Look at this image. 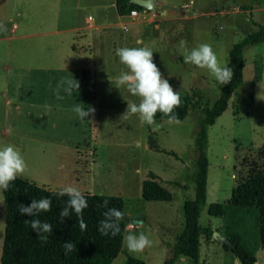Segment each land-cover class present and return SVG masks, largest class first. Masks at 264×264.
Wrapping results in <instances>:
<instances>
[{
  "label": "rangeland",
  "instance_id": "rangeland-1",
  "mask_svg": "<svg viewBox=\"0 0 264 264\" xmlns=\"http://www.w3.org/2000/svg\"><path fill=\"white\" fill-rule=\"evenodd\" d=\"M58 1L61 7L76 6L78 3L83 7H93V0ZM36 2L29 0L26 3L35 5ZM100 2L104 3L105 0ZM156 2V9L144 15L132 17L129 13H121L122 25L108 29L111 33H104L100 37L97 35L93 39L95 49L92 54L84 53L81 57L74 54L71 58L64 56L59 59V64H75L74 71H61L58 76L45 72L38 78L28 74L24 77V83H21L20 71L12 69L8 73L0 69V116L4 115L5 110L9 112L11 133L18 135L7 141L0 140V148L13 145L20 151L27 164L23 174L45 176L48 173L51 180L63 185L46 187L50 190L73 186L80 191L85 190L81 191L82 193L89 191L122 196L125 200L126 216L134 222L140 221L138 224L135 222L136 226L133 228L132 222L126 219L125 236L143 232L152 241L151 247L140 254L130 253L124 241L122 252L112 264H125L130 255L144 259L147 264H163L172 254V247L184 228V202L195 197L192 175L196 171L195 163L198 158V125L204 116V109L216 102L225 85H219L207 70L186 64L181 42L183 41L189 50L202 43L211 45L220 65L228 66L233 45L264 24V0ZM17 6L18 2L13 1V4L4 7L6 11L0 10L1 16L6 14L8 18L11 15L14 17V21L7 22L9 30L1 35H21L28 31H39L40 29L33 27L25 28L16 14ZM89 14L96 16L94 8L81 11L80 21ZM14 22L21 24L16 33L10 30ZM56 29L49 26L41 29L50 33L42 36L48 40L36 50V46L24 45V41L20 40L0 43V55H9L11 63L19 67L28 64H51L49 57H28L30 52L47 54L50 52V41L63 42L72 36L67 27L62 26L58 28L62 31L54 32ZM32 47L34 50H31ZM123 47L150 49L154 63L174 91L194 95L196 106L183 120H179V123H169L168 118L155 119L157 127L142 124L137 116L128 120L122 118L127 109V101L138 103V98L133 97L126 88L116 87V77L126 71L116 55V49ZM245 58L243 85L232 95L227 110L208 130V195L200 223L223 235L232 228L251 230V244L247 242L251 251H248L257 257L258 264H264V245L260 231L257 233L255 217L258 208L233 206L229 203L233 188L240 180L250 175L253 167L264 169V99L257 98L258 94H264V89L258 86L260 80H264V42L249 46ZM77 66L82 69L77 70ZM3 75L10 76L12 84L15 81L22 84L16 92L20 94L21 102L6 105L3 95L7 93V87L1 81ZM74 77L81 78V91H74L69 96L61 88L59 95L64 99H58L56 102L55 98L51 100L45 96L46 106L31 107L24 103L35 99L33 94L36 93L53 98V95L57 94V85L62 80ZM81 101H84L81 107L95 109L94 114L83 121H80L73 111V107ZM53 121L57 123L53 124ZM37 129L44 135H59L66 143L77 146L81 150L83 164L96 161L92 164V173L84 175L82 172V177L85 176L82 179L76 178L75 175L63 176V159L54 151L50 152L52 148H48L47 144H44V148L50 156L45 155L41 161V158L36 156L35 145L30 142L28 136ZM150 172L157 173L162 184L171 191V201L144 199L143 181ZM52 174L55 177L50 176ZM214 202L224 203L227 212L224 217L209 214V207ZM5 219L6 206L0 189V264L6 229ZM176 264L197 263L194 259L182 256ZM199 264L242 263L233 252L225 250L223 242L213 238L209 240L203 236Z\"/></svg>",
  "mask_w": 264,
  "mask_h": 264
},
{
  "label": "trees",
  "instance_id": "trees-1",
  "mask_svg": "<svg viewBox=\"0 0 264 264\" xmlns=\"http://www.w3.org/2000/svg\"><path fill=\"white\" fill-rule=\"evenodd\" d=\"M120 13H130L133 9L144 7L131 3V0H117ZM264 42V24L255 32L249 33L236 42L229 53L228 66L233 70L231 82L222 88L216 102L204 109V116L199 122L196 134L198 158L196 171L192 175L195 182V197L184 202L183 211L185 225L172 247V254L163 264H176L181 256L194 259L199 264L201 255V238H213L215 229L203 226L200 217L208 195V130L217 118L228 108L232 95L241 87L245 79V52L249 46L259 45ZM181 105L175 109V115L183 120L196 106L195 97L188 92L179 93ZM168 118L157 113L155 119ZM173 153V152H172ZM175 154V153H173ZM59 190H50L20 176L11 183L8 190H3L6 206V229L2 248L1 264H112L114 259L122 252L124 237L127 231L125 214V200L122 196L83 193L88 207L83 211V219L87 225L85 231L79 229L77 216L73 212L65 218L63 224L59 222V214L65 207L68 197L55 195ZM49 198L52 201L51 211L43 212L35 217L21 216L18 206L29 204L32 200ZM143 197L149 201H171L173 195L161 182L155 172H150L143 181ZM108 201L109 208H117L124 218L120 221V233L117 236H103L98 227L105 217L103 213L104 201ZM229 203L233 206L256 207L260 211V238L264 245V169L253 167L250 175L240 180L233 188ZM225 205L214 202L209 207V214L222 217L225 214ZM39 219L48 222L53 227V232L48 234L47 242L42 241L26 220ZM227 242L223 243L225 250L233 252L242 264H258L257 257L248 251L242 243L240 235L227 233ZM71 241L76 245L72 252L65 254L63 244ZM125 264H147L142 258L130 255Z\"/></svg>",
  "mask_w": 264,
  "mask_h": 264
},
{
  "label": "clouds",
  "instance_id": "clouds-1",
  "mask_svg": "<svg viewBox=\"0 0 264 264\" xmlns=\"http://www.w3.org/2000/svg\"><path fill=\"white\" fill-rule=\"evenodd\" d=\"M5 32H7L6 26L0 23V34ZM181 47L184 49L182 55L186 64L207 70L219 85H227L231 82L234 75L232 68L220 65L211 45L202 43L189 50L182 41ZM116 55L126 68V71L116 77V87L119 89L124 87L133 97L138 98V103L127 101V109L122 118L128 120L132 116H137L142 124L146 123L151 126L156 125V114L161 113L168 117L169 123H179L175 109L180 107L181 97L178 92L174 91L169 81L162 76L160 69L154 63L153 52L148 48L123 47L116 49ZM258 86L264 89V80H260ZM61 88L71 96L74 91H79L80 83L75 79L62 80L57 85V99H64L59 95ZM262 97L264 94L257 96L258 99H264ZM73 111L77 118L83 121L92 116L95 109L90 107L85 109L77 103L73 107ZM156 126L158 127V125ZM26 168V161L15 146L6 145L0 148V189L8 190L11 183L22 175ZM55 195L68 197L65 207L60 211L59 222L63 224L65 218L70 217L74 212L77 216L79 229L85 231L87 225L83 219V211L88 207V202L84 194L76 187L66 186ZM51 205L52 201L45 197L39 200L34 199L27 205L21 203L18 206V211L21 216L35 217L43 212L51 211ZM103 207L106 209L103 213L105 218L100 221L98 231L103 236L109 234L117 236L120 233V221L124 218V214L117 208H109L107 200L104 201ZM25 223H30L33 231L44 242H47L48 234L53 232L50 223L41 222L39 219L26 220ZM124 241L128 251L132 254L143 253L146 248L152 245V241L143 232L138 235L130 233L124 237ZM75 247L76 245L71 241H66L63 244L65 254L72 252Z\"/></svg>",
  "mask_w": 264,
  "mask_h": 264
},
{
  "label": "crops",
  "instance_id": "crops-1",
  "mask_svg": "<svg viewBox=\"0 0 264 264\" xmlns=\"http://www.w3.org/2000/svg\"><path fill=\"white\" fill-rule=\"evenodd\" d=\"M13 1L18 2V10H16V14L21 18L23 25L25 28L29 29L28 27H33L36 29H40L39 31H33V32H26L25 34L21 35H8V34H0V43H6L7 41H13V40H20L24 41V45H33L36 46L35 50L38 49V46H42V44H45V39L42 36L50 33V31H44L41 30L43 27H56L57 29L54 30V32H59L62 30H59L58 28H68L67 30L71 31L72 36L68 38L66 41H50L51 47L49 53H42L39 52H30L28 59L32 58H38L41 59L43 57H49L51 58V64L40 65V66H32V64L28 65H22V66H14L9 58V55H0L3 56V58H0V69L3 71H8L10 73L13 70L20 71L21 76V83H24V77L28 74H31L32 76L42 77V75L46 73H50L51 75L58 76L61 71H68V70H75L74 66L75 64H59V59L61 57H69L71 58L74 54L84 55V53L92 54L94 52L95 46L93 39L97 37V35L102 36L104 33L109 34L111 31H108V29L116 28L119 25H122V15L118 9L117 0H105V2H100V0H93L91 3L93 4V7H83V5H80L79 3L76 4V6H69L66 5L64 7L60 6V3L58 0H36L35 5H28L29 0H0V10L3 9L6 11V7L10 3L13 4ZM22 1V2H20ZM156 1V0H155ZM27 2V3H26ZM157 3V2H156ZM5 7V8H4ZM14 7V8H17ZM86 8H94V11L96 12V16L88 15L84 20L80 21L79 14L81 11L85 10ZM130 15V13H129ZM14 21V17L11 15L9 18L6 17V14L1 16L0 13V23H3L7 31L9 30V26L7 25L9 22ZM85 21V22H83ZM8 22V23H7ZM21 24L18 22H14L13 26L11 27V32L16 33L17 30L20 29ZM62 45V47H61ZM63 49V50H62ZM31 50H34V47L31 48ZM7 56V58H6ZM48 58V59H49ZM56 61V63H55ZM78 68V66H77ZM82 69V68H81ZM77 69V70H81ZM87 69H85L86 71ZM76 77V76H75ZM75 80L79 81L80 83V89L83 87V82L81 78L77 77ZM4 85L7 87V93H5L4 101L6 105H11L12 103H18L22 100L20 99V94H17V90L19 91V88H21L22 84L20 82L15 81V83L12 84V81L10 79V76L3 75L1 80ZM36 83H39L36 81ZM10 86V87H9ZM79 89V91H81ZM32 96V95H31ZM51 98V100H54L57 102V94L53 95V98L49 95H42L41 93L33 94V97L35 99H32V101H26L24 102L26 105L35 107V106H46L44 102V98ZM84 101L80 102V105H83ZM5 115V116H4ZM4 117L0 116V140L1 141H7L12 136H18L16 133H11L10 128V122H11V116H9V112L6 110L4 111ZM57 121H53V124H56ZM36 124V123H35ZM38 125V122H37ZM30 142L35 145V153L38 158H41L42 161L44 156H50L47 153V150L44 148V144H47L48 148H52V151L55 154H59L60 157L63 159L64 163V173L63 176L70 177L72 175H75L76 178L82 179L85 178V176L82 177V172L85 174L92 173L91 167L92 163L83 164L81 162V150L74 145H70L65 142L59 135H44L42 131L31 132L28 134ZM26 138L27 136H22ZM79 166L81 168H79ZM25 173V172H24ZM48 173L44 175H32V174H22V178L31 180L34 183H36L39 186L42 187H62V184H59L55 182V180H51L48 175ZM31 175V176H30ZM52 177H55V175H50ZM21 177V175H20ZM59 177V176H57ZM58 179V178H55ZM160 182L162 180L160 179ZM85 191V190H81ZM93 191V190H90ZM89 192V191H88ZM86 193V192H83ZM92 193V192H91ZM259 210V209H258ZM225 214L223 217L226 215ZM257 220V233L260 231V211L256 213L255 215ZM142 222V221H141ZM5 225H6V219H5ZM227 233L237 234L240 235L242 238V243L244 246L249 249L247 242L250 243V233L251 230L245 231L240 228H232L226 231ZM202 242V238H201ZM213 244V243H211ZM251 244V243H250ZM201 256V255H200ZM182 257V256H181ZM180 259V258H179ZM178 261V260H177ZM177 263V262H176Z\"/></svg>",
  "mask_w": 264,
  "mask_h": 264
},
{
  "label": "water",
  "instance_id": "water-1",
  "mask_svg": "<svg viewBox=\"0 0 264 264\" xmlns=\"http://www.w3.org/2000/svg\"><path fill=\"white\" fill-rule=\"evenodd\" d=\"M131 3L137 4L139 6L145 7L151 11L155 10L157 7V3L155 0H131ZM127 220H130L131 222H134L133 220H131V218L126 216ZM137 222V221H135ZM213 239L215 240H220L221 242L225 243L227 242V237L225 235H223L221 232L219 231H214L213 233Z\"/></svg>",
  "mask_w": 264,
  "mask_h": 264
},
{
  "label": "built area",
  "instance_id": "built-area-1",
  "mask_svg": "<svg viewBox=\"0 0 264 264\" xmlns=\"http://www.w3.org/2000/svg\"><path fill=\"white\" fill-rule=\"evenodd\" d=\"M149 11H151V10H149V9H147L145 7L143 9H133L130 12V16L136 17V16L144 15V14H147ZM138 222L140 223V221H137V224H138ZM135 226H136V223L132 222L131 223V227L134 228Z\"/></svg>",
  "mask_w": 264,
  "mask_h": 264
}]
</instances>
